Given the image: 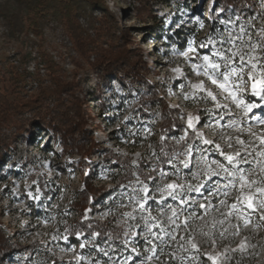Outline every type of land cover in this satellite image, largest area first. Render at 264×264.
I'll use <instances>...</instances> for the list:
<instances>
[{"label": "rangeland", "instance_id": "obj_1", "mask_svg": "<svg viewBox=\"0 0 264 264\" xmlns=\"http://www.w3.org/2000/svg\"><path fill=\"white\" fill-rule=\"evenodd\" d=\"M97 2L107 11L101 21L134 47L142 79L128 77L127 85L114 74L99 91L102 69L93 67L94 55L87 60L66 24L20 7L23 20L16 23L32 40L23 45L20 27L11 38L13 28L0 20V52L56 96L63 90L57 97L75 126L90 131L80 144L38 130L11 142L0 168V247L8 252L0 264H264V86L257 83L256 95L248 75L264 69V0L228 14L211 11V0ZM143 2L166 20L155 37L141 20ZM90 10L100 25L104 15ZM80 24L87 26L85 18ZM176 30L196 35L187 41L191 48L169 42ZM19 50L32 61L22 63ZM204 56L221 65L217 80L225 56L244 75L233 76L225 91L210 79L211 69L205 74ZM37 85L31 79L25 87L31 93ZM95 91L118 107L102 114L92 101L85 106ZM60 126L67 134L74 129ZM167 145L175 150L170 157ZM109 157L114 167L104 163ZM80 171L92 173L90 183ZM96 193L102 197L93 201ZM82 221L88 232L78 230Z\"/></svg>", "mask_w": 264, "mask_h": 264}, {"label": "trees", "instance_id": "obj_2", "mask_svg": "<svg viewBox=\"0 0 264 264\" xmlns=\"http://www.w3.org/2000/svg\"><path fill=\"white\" fill-rule=\"evenodd\" d=\"M98 0H1L0 1V20L9 28H13L12 33H8V36L11 38H17L16 28L20 27L19 33L24 34L25 37L21 38V43L23 45L31 43L32 40L28 37L29 35L25 34V31H22L24 27L23 22L18 24L17 19L20 22L23 20L19 14V8L25 10V14L29 12L38 13L40 18L49 16V19L57 22L63 23L71 31V35L76 39V41L81 44V50L85 52L87 60L94 55L96 61L93 64L95 68H101L100 77L98 81L99 91L105 89L109 84V78L115 74L117 79L123 84H127L126 78L129 77L130 80L142 79V73L140 69L133 67L135 65V60H133L134 47L127 41L121 42L120 38L117 36L115 29L108 27L103 23L106 20V9L103 8V4H99ZM211 11L217 10L220 8L221 12L225 11V14H228L227 10L230 7H233L235 10L245 9L249 6L254 7V0H211ZM148 2V1H147ZM141 3L140 15L141 20L144 23L152 24L150 32L153 33L154 37L159 33L160 28L165 24V19L159 15L153 14L154 11L148 7V3ZM98 5V6H97ZM96 6V9L101 11L104 15L102 19L98 20L100 25H95L98 17L93 15V12L90 10ZM24 14V15H25ZM210 16V15H209ZM211 19L214 21L217 19L216 15L211 14ZM81 18H85L86 25L82 26L80 24ZM25 19V16H24ZM0 21V22H1ZM92 30V31H91ZM186 30V29H185ZM94 31V34H91ZM27 32V31H26ZM175 38L167 35L169 42L173 41L174 47L181 49L191 48L187 45L189 37L195 38L196 35L193 33H187L183 31H175ZM183 38H182V37ZM28 37V38H27ZM158 37V36H157ZM182 38V41L180 40ZM30 41V42H29ZM1 49V48H0ZM19 50V56L23 59L24 64H28L32 61L33 57L25 51ZM32 57V58H31ZM41 55V62L45 61ZM36 59V58H35ZM10 60H7V56L0 52V168L4 166L5 157L9 154V148L12 141L20 143L26 140L24 133H33L34 130L46 133V131L52 132L54 140L62 139V143L67 145V143H78L80 144L81 138L89 139L90 131L82 127L78 129L75 126V123L72 121L70 116V110L66 107L65 100L57 97L62 91L55 89L57 96L55 95L54 90L44 86L43 79L39 78L38 75L30 72L27 69H18L16 66L10 64ZM39 63V64H40ZM57 68V67H56ZM4 70V72L2 71ZM2 75H5L8 79L5 85L2 82ZM37 80V88L35 91H27L26 85L29 81ZM129 84V83H128ZM127 84V85H128ZM7 88L6 91L2 90ZM151 90V88L149 89ZM98 91V90H97ZM90 94V97L93 99L87 100L88 102L92 101L98 108L101 113L108 112L107 110L116 109L118 106H113V104H104L100 97L101 92L98 94ZM33 92V93H32ZM33 94V96H32ZM36 94V95H35ZM61 95V94H60ZM75 96V95H74ZM152 101V100H149ZM120 103V102H117ZM82 104V102H81ZM151 108H155L158 105L157 102H152ZM83 106V107H85ZM75 107L78 108V105L75 104ZM73 108L76 110V108ZM81 107V105L79 106ZM74 110V111H75ZM73 113V112H72ZM76 111L74 112V114ZM77 114V113H76ZM72 125L74 129L67 134V128L63 129L61 126ZM178 128V129H177ZM182 125L177 124V127L174 130V133L181 130ZM78 131V132H77ZM173 132V130H171ZM78 134L75 138V135ZM176 135V134H175ZM80 140V142H79ZM37 145L39 142L36 143ZM38 148H43V145H38ZM67 149V148H66ZM168 157L174 154V149L171 145L164 147ZM165 158L169 160L170 158ZM106 164L114 167L115 160L113 157L106 158ZM79 175H82L83 181L85 183H90L93 175L91 172H78ZM3 173H0V179L3 177ZM102 197L100 194H93L92 200L95 201ZM93 208V203L90 204ZM81 213V212H80ZM79 231H89V222L82 221L77 225ZM72 235V236H71ZM71 237L76 238L77 234L71 232ZM99 234V238H101ZM4 239L0 237V241ZM75 241V239H74ZM1 244V243H0ZM4 246L0 247V258L6 256L8 252L3 250ZM89 250H87L88 253Z\"/></svg>", "mask_w": 264, "mask_h": 264}, {"label": "snow or ice", "instance_id": "obj_3", "mask_svg": "<svg viewBox=\"0 0 264 264\" xmlns=\"http://www.w3.org/2000/svg\"><path fill=\"white\" fill-rule=\"evenodd\" d=\"M218 56L223 55L220 52H217ZM240 56V59L243 60L244 57L242 55L239 54V52L233 53V56ZM203 60L205 61V74H209L208 70L211 69L213 75L210 76V79H212V82L214 84H218L219 87L223 88L225 91L229 90V85L231 83V78L233 76L239 78H242V76L244 75V69L241 68H237L234 66H230L232 64V57H228L225 56L224 60H225V70L222 72H219L218 74L222 77V81L221 80H217L215 78V74L217 73V71L220 69L221 65L219 63L213 62L210 60V58L208 56H204ZM249 64L252 63L251 59H249ZM253 67H255V65H253ZM249 76H251L252 78V90L256 95L260 94V91L257 89V83H260L262 86H264V69H261L259 74H255L252 72L248 73ZM244 81L241 80V83H243ZM209 95H211V93H209ZM249 107H257V105H250ZM262 155H264V153H262ZM229 160H231V157H228ZM171 187V186H169ZM262 193H264V189L260 190ZM245 199H248L247 197Z\"/></svg>", "mask_w": 264, "mask_h": 264}, {"label": "bare ground", "instance_id": "obj_4", "mask_svg": "<svg viewBox=\"0 0 264 264\" xmlns=\"http://www.w3.org/2000/svg\"><path fill=\"white\" fill-rule=\"evenodd\" d=\"M248 101H249V100H248ZM261 103H262V102H261ZM260 107H264V103H263V104H260ZM257 108H258V107H257ZM261 112H263V109L261 110ZM233 116H236V115H233V114H232V115H228V117H231V118H232ZM263 116H264V115H263ZM226 117H227V116H226ZM259 118H260V117H259ZM221 122H223V119H221ZM228 125H229L230 128H233L235 124H234V122L231 121ZM218 225H219V224H218Z\"/></svg>", "mask_w": 264, "mask_h": 264}, {"label": "built area", "instance_id": "obj_5", "mask_svg": "<svg viewBox=\"0 0 264 264\" xmlns=\"http://www.w3.org/2000/svg\"><path fill=\"white\" fill-rule=\"evenodd\" d=\"M98 261L103 262L102 260L98 259Z\"/></svg>", "mask_w": 264, "mask_h": 264}]
</instances>
